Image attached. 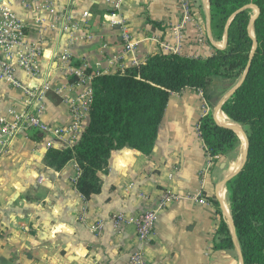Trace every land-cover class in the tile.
<instances>
[{"label":"crops","instance_id":"crops-1","mask_svg":"<svg viewBox=\"0 0 264 264\" xmlns=\"http://www.w3.org/2000/svg\"><path fill=\"white\" fill-rule=\"evenodd\" d=\"M191 1L192 19L184 22L182 0H12L26 39L39 42L43 54L37 75L17 68L21 88L0 82L3 111L40 109L48 126L67 127L71 102L82 101L99 75L123 72L161 51L209 57L222 47L209 28L210 0ZM28 87L39 92L31 103ZM213 99L201 89L172 92L153 151H113L99 172L101 189L90 198L77 187L76 160L60 170L45 164L50 147L76 143L68 135L0 129V264H134L135 253L143 264H242L226 182L235 161L212 155L199 128L221 101ZM167 189L177 198L160 211L149 241L139 240L133 224L113 225V215H135ZM101 221V229L92 227ZM223 221L232 247H219Z\"/></svg>","mask_w":264,"mask_h":264},{"label":"trees","instance_id":"trees-1","mask_svg":"<svg viewBox=\"0 0 264 264\" xmlns=\"http://www.w3.org/2000/svg\"><path fill=\"white\" fill-rule=\"evenodd\" d=\"M249 4L259 8L256 39L249 31L254 9L244 8ZM210 14L216 39H223L230 22L224 47H216L206 58L161 51L146 63L95 77L88 121L78 140L70 147H50L45 164L60 170L76 160L81 169L77 187L90 198L101 189L99 172L107 167L113 151L125 147L144 154L153 151L172 92L201 89L211 102L215 79L242 76L256 43L246 79L222 110L243 126L249 138L247 160L227 182L243 261L264 264V0H210ZM200 132L212 155H229L241 144L239 135L218 124L212 113L202 118ZM218 233L220 248L233 246L225 221Z\"/></svg>","mask_w":264,"mask_h":264},{"label":"built area","instance_id":"built-area-1","mask_svg":"<svg viewBox=\"0 0 264 264\" xmlns=\"http://www.w3.org/2000/svg\"><path fill=\"white\" fill-rule=\"evenodd\" d=\"M122 0H116L119 4ZM184 22L192 19L191 0H182ZM85 15H88L86 13ZM113 24L121 23V20L112 19ZM25 23L15 9L12 0H0V82L8 83L14 88H21V80L17 78V68H22L30 76L38 74L39 59L43 54V48L39 42H31L26 39ZM123 37L127 42V48L130 49V37L126 32ZM64 61L68 59L67 55L61 57ZM26 95L31 103L38 97L39 92L35 88L28 87ZM93 98V87L88 85L82 101H73L70 104L72 121L67 127H50L42 118L40 109L28 111L22 115L16 113L13 109L4 112L0 100V129L11 131L14 128H34L41 131H47L55 135H68L70 141L76 142L83 131L87 121L90 104ZM12 114L16 120L9 122V115ZM22 120V122H21ZM200 128V126H199ZM133 183H131L132 185ZM144 195H142L143 197ZM177 198L171 189H167L164 196L154 205L142 210L141 212L126 216L117 214L111 217L113 225L133 224L136 228L138 238L141 242H147L155 232V225L158 215L162 209L168 206L171 200ZM85 219V218H83ZM104 226L103 221L93 224L95 229H101ZM134 264H143L142 254L135 253L132 257Z\"/></svg>","mask_w":264,"mask_h":264},{"label":"water","instance_id":"water-1","mask_svg":"<svg viewBox=\"0 0 264 264\" xmlns=\"http://www.w3.org/2000/svg\"><path fill=\"white\" fill-rule=\"evenodd\" d=\"M244 8H255L257 10V16H258V13H259V8L255 5V4H249V5H246ZM209 10V9H208ZM256 16V17H257ZM255 18L252 19L251 23H250V26H249V30L251 32V29L254 27V23H255ZM228 27H229V24L227 25V28H226V32H225V37H224V43L226 44L227 43V38H228ZM209 28H211V17H210V11H209ZM251 35L253 37V34L251 32ZM255 47H256V43L254 45V49L252 50L251 52V55H250V60H249V63H248V66L241 78V80L221 99V101L219 102V104L215 107V110H214V119L216 120V122L222 126H225V127H228V128H231L233 129L236 133L237 131L239 130L240 132H242L245 136V139H246V149L244 151V155H243V160H242V164L241 166L239 167V169L231 176L229 177L226 182H228V180L230 178H232L234 175H236L241 169L242 167L244 166L246 160H247V157H248V149H249V138H248V135L245 131V129L241 126L239 127H232V126H227V125H224V124H221L218 120H217V113L219 112V110H222V106L223 104L233 95V93L238 89V87H240V85L244 82V80L246 79V76L248 74V71H249V68L251 66V62H252V59H253V56H254V52H255ZM231 226H232V229H233V234L235 236V240L237 242V234H236V231H235V227H234V223L231 221ZM239 254H240V258H241V263L244 264V261H243V256H242V252L241 250H239Z\"/></svg>","mask_w":264,"mask_h":264},{"label":"rangeland","instance_id":"rangeland-1","mask_svg":"<svg viewBox=\"0 0 264 264\" xmlns=\"http://www.w3.org/2000/svg\"><path fill=\"white\" fill-rule=\"evenodd\" d=\"M254 10L252 11L253 12V18H255L256 16H257V10L255 9V8H253ZM210 17H211V14H210ZM252 18V19H253ZM252 21V20H251ZM230 23V22H229ZM228 23V24H229ZM251 23V22H250ZM227 24V25H228ZM249 26H250V24H249ZM253 29V30H252ZM251 30H252V33H253V38H255L256 39V34H255V31H254V27L252 28ZM250 31V30H249ZM213 34V33H212ZM250 34H251V32H250ZM224 37H225V34H224V36H223V39L221 40V39H216L215 37V39L219 42V43H221L222 44V47H224L226 44L225 43H223L224 42ZM228 39V38H227ZM221 47V48H222ZM243 76V75H242ZM242 76H240V77H233V78H227V77H218V78H216L215 79V81H214V83H213V86L215 87V92H214V101H217V99L219 98V97H221V99L229 92V90H231V88H233L240 80H241V78H242ZM218 104V101L216 102V104L215 105H217ZM214 109V108H213ZM213 112H214V110H213ZM213 112H212V115H213ZM221 112H223V110L221 111ZM213 117H214V115H213ZM219 117V116H218ZM229 121H233L232 119L231 120H229ZM233 124L235 123V125L237 126V127H239V126H241V127H243L241 124H239V123H237V122H235V121H233L232 122ZM237 123V124H236ZM240 137V136H239ZM240 140H241V144H240V146L238 147V148H236V150H234V152H232L231 154H229V155H224V156H226V157H228V158H230L232 161L234 160V161H237V159L239 158V156L241 155V153H242V150H241V145L242 144H244V142H245V139H244V137H243V139L240 137Z\"/></svg>","mask_w":264,"mask_h":264},{"label":"bare ground","instance_id":"bare-ground-1","mask_svg":"<svg viewBox=\"0 0 264 264\" xmlns=\"http://www.w3.org/2000/svg\"><path fill=\"white\" fill-rule=\"evenodd\" d=\"M253 30V29H252ZM252 30H251V32H252ZM253 34V33H252ZM222 45V44H221ZM219 116V117H218ZM217 119H219V120H222V121H224V122H226V123H228L229 125H227V124H225V125H227V126H232V127H237L236 125H235V123L233 124L232 122L233 121H229V120H231L224 112H218V114H217ZM237 124V123H236ZM237 134L243 139V137H244V139H245V136H244V134L242 133V132H240L239 130L237 131ZM241 150H242V153H241V155L239 156V158L237 159V161H235V163L232 165V171L234 172H236L238 169H239V167L241 166V164H242V160H243V155H244V151H245V149H246V139H245V142H244V144H242L241 145Z\"/></svg>","mask_w":264,"mask_h":264}]
</instances>
